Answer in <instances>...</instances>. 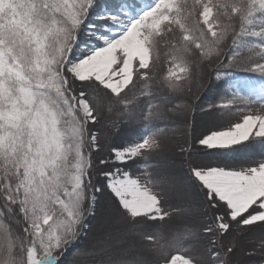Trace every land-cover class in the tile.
<instances>
[{
    "label": "snow or ice",
    "instance_id": "1",
    "mask_svg": "<svg viewBox=\"0 0 264 264\" xmlns=\"http://www.w3.org/2000/svg\"><path fill=\"white\" fill-rule=\"evenodd\" d=\"M0 264H264V0H0Z\"/></svg>",
    "mask_w": 264,
    "mask_h": 264
},
{
    "label": "trees",
    "instance_id": "2",
    "mask_svg": "<svg viewBox=\"0 0 264 264\" xmlns=\"http://www.w3.org/2000/svg\"><path fill=\"white\" fill-rule=\"evenodd\" d=\"M140 1V0H139ZM236 78L239 80H252V79H256L258 78V75L250 73V74H246V73H237L236 74ZM224 90L220 89L219 91L213 86L211 88L210 91H208L207 93H201L202 98L204 99V101L207 102H213V98H217L218 101V96L222 94ZM200 111L197 109L195 110L194 114H189V121H190V127H189V133L191 134L193 131V128L195 129V117L196 115L199 113ZM199 123V121H198ZM201 127L203 126L202 123L200 124ZM170 128L174 127V125H169ZM199 125L198 127L195 129V135H196V131L197 129H199ZM143 133V129L140 128H136L134 126H130L128 129L125 130V132L120 136V138L118 139L117 143L120 144H128L131 141H136L138 139H140L141 134ZM192 136H189V141L191 142ZM251 154L252 151L250 150ZM250 154V153H249ZM247 154H243L241 156L237 155V159L241 162H244L246 160H248L250 157H246ZM255 158H259L258 156ZM204 221V219H203ZM176 228H180V227H176ZM256 242L259 241V239H255Z\"/></svg>",
    "mask_w": 264,
    "mask_h": 264
},
{
    "label": "rangeland",
    "instance_id": "3",
    "mask_svg": "<svg viewBox=\"0 0 264 264\" xmlns=\"http://www.w3.org/2000/svg\"><path fill=\"white\" fill-rule=\"evenodd\" d=\"M139 2L142 4V3H145L146 0H140ZM166 67H167V66L165 65V70H166ZM238 73H239V72H238ZM247 74H250V73H247ZM253 74H256V73H253ZM256 75H258V74H256ZM196 91H197V87H196V85L194 84V85H193V92H196ZM223 92H224V91H223ZM223 92H222V94H223ZM222 94H221V95H222ZM186 100H187V97H179V98L176 99V103H177V104H182V103H184ZM217 102H219V101H217ZM204 103H205V105H206V104L209 103V102L204 101ZM106 110H107V106H106ZM232 118H234V117H232ZM205 119H206V118L203 116V114H202L201 112H199V113L196 115V117H195V129L198 127V125H199V127H201L200 124H201L202 122H204ZM202 120H203V121H202ZM228 120H229V118L226 117V118H224L223 120L218 121L216 126L226 124V123L228 122ZM198 121H199V123H198ZM177 139H182V138H181V137H177ZM242 153L245 154V155L247 154L246 157H250V156L253 155V154H251L250 150L247 151V152H241V153H239V154H237V155L241 156ZM249 153H250V154H249ZM201 211H202V210H201ZM196 219H198L199 221H203V219H204V220H207V217L201 215V216L197 217ZM186 222H187V218L177 216L176 218L173 219V221H172L171 223H172V226H174V227H183L184 224H185ZM259 238H260V234H259V232H257V233L254 235V239H259ZM70 259H71V257H70Z\"/></svg>",
    "mask_w": 264,
    "mask_h": 264
},
{
    "label": "bare ground",
    "instance_id": "4",
    "mask_svg": "<svg viewBox=\"0 0 264 264\" xmlns=\"http://www.w3.org/2000/svg\"><path fill=\"white\" fill-rule=\"evenodd\" d=\"M202 125H203L202 127H200L199 129H197L196 135H199L201 132H203L205 130V127H204V123L203 122H202Z\"/></svg>",
    "mask_w": 264,
    "mask_h": 264
}]
</instances>
